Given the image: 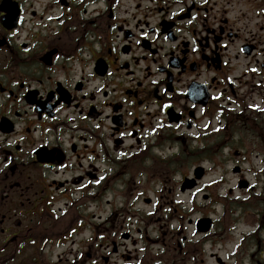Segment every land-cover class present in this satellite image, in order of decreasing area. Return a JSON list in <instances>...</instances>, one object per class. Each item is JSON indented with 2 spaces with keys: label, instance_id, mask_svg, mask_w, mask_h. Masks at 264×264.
<instances>
[{
  "label": "flooded vegetation",
  "instance_id": "af4514ba",
  "mask_svg": "<svg viewBox=\"0 0 264 264\" xmlns=\"http://www.w3.org/2000/svg\"><path fill=\"white\" fill-rule=\"evenodd\" d=\"M250 156L264 0H0L3 264H264ZM167 189L189 211L152 238Z\"/></svg>",
  "mask_w": 264,
  "mask_h": 264
},
{
  "label": "rangeland",
  "instance_id": "374dc122",
  "mask_svg": "<svg viewBox=\"0 0 264 264\" xmlns=\"http://www.w3.org/2000/svg\"><path fill=\"white\" fill-rule=\"evenodd\" d=\"M244 10H246V9L244 8ZM263 159H264L263 156H260L258 158L254 157V156H250L249 157V162L246 163V166H253L254 164H261V163H263L261 161ZM229 164L231 165V164H233V162H230ZM202 165L203 166H207V167L209 166L211 168L212 167V162L203 161L202 162ZM208 176L209 177L206 179V181H209L212 178H214L212 173H209ZM179 177H180V175L177 174L175 177H171V178L173 179V182H176V181H178V178ZM248 177L253 180V176L251 174H248ZM236 180H237V176L236 175L231 174V173L228 174V181H229L228 185L229 186L236 187ZM167 185H168L167 188L170 189L173 186V183L171 182V183H169ZM163 193L165 194V197L163 198V202L161 204H159V207H158V205L152 207L153 210L156 209V211L154 213V221L152 222V226H153V229L154 230H153V233H152V231L150 233V237L153 236L152 238H156L158 236V231H159L160 228H161V230H165L167 228L168 229H174V228L179 227V224L181 222V220L179 218V215L188 212V207H189L188 204L187 205L185 204L184 206H182L179 203L171 202L172 201V197L174 196V191L172 193H169V191L167 189V190H163ZM242 193H243L242 190L235 189V192H234L233 196H237V195L239 196V195H242ZM177 195L178 194H176V196ZM169 197H171V199H168ZM167 200L170 201V202H167V203L164 202V201H167ZM202 205L203 206H206V208L204 210L206 212H208V213H213V212H219L220 213L223 210V207H222L221 204L213 207V204H206V203L202 202ZM140 207L146 208L147 212L149 211V207L148 206H145L142 202L141 203H138L137 204V209H134L133 211L135 213H138L139 215H142L143 214V210L140 209ZM173 208H177L178 211L177 212H174ZM169 213H171L172 215H174V218H171L170 216L168 218V215L167 214H169ZM195 217L196 216H194L192 218H195ZM120 218L121 217H119V219ZM152 245L153 246H151V248L153 250H156L158 248V245L157 244H155V245L152 244ZM53 260H56V257L55 256L53 257ZM3 261H4V259H2L0 257V262H3ZM13 263L14 264H18L17 263V259Z\"/></svg>",
  "mask_w": 264,
  "mask_h": 264
}]
</instances>
